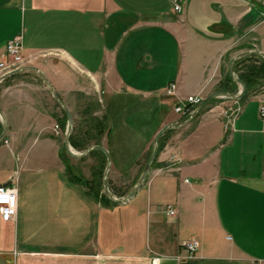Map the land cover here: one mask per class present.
<instances>
[{"label":"crops","instance_id":"crops-1","mask_svg":"<svg viewBox=\"0 0 264 264\" xmlns=\"http://www.w3.org/2000/svg\"><path fill=\"white\" fill-rule=\"evenodd\" d=\"M182 1L175 14L169 0H0V61L17 39L21 68L0 80V184L15 189L0 264H264V117L241 121L243 105L226 129L222 103L161 121L156 164L122 204L101 206L60 157L47 95L69 113L87 89L145 99L173 83L170 100L203 98L237 49L264 59V0Z\"/></svg>","mask_w":264,"mask_h":264},{"label":"rangeland","instance_id":"rangeland-1","mask_svg":"<svg viewBox=\"0 0 264 264\" xmlns=\"http://www.w3.org/2000/svg\"><path fill=\"white\" fill-rule=\"evenodd\" d=\"M182 5L183 4L181 3V7ZM241 49L243 50L242 52H244L245 49ZM241 49L236 50L237 54L241 53V51H239ZM227 61L228 60H225L221 63L224 76L221 78L219 83H221L226 77L227 71H225V63ZM248 62L249 61L247 60H243L239 65H233L232 63L231 72L232 69H235L237 74L238 70L236 69H238V67L248 65ZM236 74L232 73L234 78H236ZM219 83L214 87V89L216 88L217 91L225 93L226 91H222L224 90L222 83L221 86ZM263 83V80H257V84L252 86L251 95H255L257 92L262 93L264 91ZM227 87L228 89L226 88V90H231V96L227 94L228 96H219L210 99L196 114L194 111L197 105L192 108V121H196V118L201 114V112H203L208 105H213L214 103L223 104V110L219 116V121H224V123L225 121H232L238 115L240 107L239 104L244 106L241 111V121L248 120L250 118V114H253V112L257 115L260 107L264 108V102L262 101H245L243 99L241 102H237L233 100L238 95L240 90L237 83L231 87ZM165 88L166 86L162 89L161 93L145 99L140 97L128 99L122 96L115 100L116 98L114 99L109 95H101L100 98L95 91L92 92V89H87L86 94L82 92H75V94L70 96V101L68 99L66 100L70 108V126L67 125L66 120L62 124L61 113L58 107L55 106L53 101L51 102L50 96L47 95L46 111L56 115V120L58 119L60 121L59 123L56 121L58 124L54 122L59 129L58 136H56V138L59 143V150L64 155L63 159L68 164V168L70 170L68 174L80 178L83 181H90L94 177L92 176L93 174L91 171L96 168L99 163L98 157L88 153H85L82 158H77L80 154L84 153L86 148L92 146L93 142L90 141V143L86 145L85 149L72 148L68 143V139L70 134L74 131H77L80 136L83 135V132L87 135V132L91 131L90 134L92 137L95 135L96 138H98V145L102 146L106 152H108L109 162L103 163L102 174L98 179H96V177L93 179L91 188L93 194L96 193L94 196L97 198L98 202L105 201V198H108L110 201L123 199L128 194L129 190L139 176L144 163L148 159L153 146V136L161 128V121L185 120L180 115L176 117L177 114L173 112V106L176 102H174V100H170V97L173 95L170 96L165 94ZM201 99L202 98L199 97V100ZM232 112L234 113L233 115L231 114ZM96 121L110 127L113 126L112 132L107 135L104 131L98 135L94 128L90 130V126L94 125ZM120 122L121 124H119ZM85 130L90 131L85 132ZM213 131L214 135L210 133V135L206 136V139H209L218 133V125L214 126ZM161 135H163V133ZM86 137H88V135ZM161 141L162 140H160L159 150L162 145ZM64 142H66L70 152L76 156L75 158L66 155L63 146ZM139 153H141V156H139ZM154 163L156 164V158ZM1 180H3V175L0 174V182Z\"/></svg>","mask_w":264,"mask_h":264},{"label":"trees","instance_id":"trees-1","mask_svg":"<svg viewBox=\"0 0 264 264\" xmlns=\"http://www.w3.org/2000/svg\"><path fill=\"white\" fill-rule=\"evenodd\" d=\"M243 60L249 61L248 62L249 64L247 63L248 65H246L244 67H238V69H236V70H238L237 74H236L235 69H232V73L236 74V79L244 84L245 90H244V93H243V95L239 101L243 100V98L250 91H252V86H255V84H257V80L261 79L264 81V59H262L260 57L258 58L254 54H250V55L238 58L233 63V65H236V64L239 65ZM221 83H222V86L224 88V90H222V91H224V92L226 91L225 93L228 94L229 96H231V90H226V88L228 89L227 86L231 87L232 85H235L236 82L233 81L228 75H226V77L224 78V80ZM221 83H219L220 86H221ZM263 85H264V83H263ZM60 113H61V122L63 124L64 121L66 120V118L61 111H60ZM56 121L58 123L60 122L58 119ZM91 126H90V130L92 128H94L96 130V133H98V135H100L104 131L108 135L110 132H112V129H113V126L110 127L108 125L101 124L99 121H96L94 123V125H91ZM90 130H85V132L90 131ZM90 132H87L88 137H86L87 135L84 132L82 133L83 135L80 136L77 133V131H74L73 133L70 134V137L68 136L69 137V139H68L69 145L75 149H78V148L85 149L86 145L88 143H90V141L93 142L92 143L93 145H98L99 144L98 138H96L95 135H94V137H92ZM165 132L167 133L168 131H164L163 135H161V137L159 136V141L157 144V152L159 151L160 140L163 138V136H165V134H166ZM157 152H156V154H157ZM87 153L90 155H94V156L98 157L99 163L97 164V167L91 171V173L93 174L92 176H94L93 179L95 177H96V179H98L99 176H101V174H102V169H103L102 165H103V163L106 162L105 157L101 152H99L97 150H91V151H88ZM60 157L62 159L65 171H66V173H68L70 170L68 168V164L63 159L64 155L61 151H60ZM154 164L155 163L153 161L151 164V167L154 166ZM71 178L74 182L81 185L85 189V191L88 195H90L94 200L98 201L97 198L94 196V194H96V193L93 194V192L91 190L92 184H93V179L90 181H86V180L83 181L80 178H77L74 176H71ZM99 183H100V181H99ZM99 203L101 206H112V202L110 200H108V198H105V201H101Z\"/></svg>","mask_w":264,"mask_h":264},{"label":"built area","instance_id":"built-area-1","mask_svg":"<svg viewBox=\"0 0 264 264\" xmlns=\"http://www.w3.org/2000/svg\"><path fill=\"white\" fill-rule=\"evenodd\" d=\"M172 11L177 14L181 11L182 0H169ZM19 41L17 39H12L6 42L4 46V59L0 61V77L5 73L19 68L18 64L20 62L19 55ZM175 85L170 83L165 88L166 95H174ZM199 102V97L188 96L183 100L177 101L173 106V112L180 115L185 120L191 117L192 108H194ZM234 114L233 112L231 113ZM259 117H263L264 108L260 107L258 110ZM231 121H225L224 128L229 127ZM59 129L57 125L53 126V134L58 136ZM15 209V189L11 186L0 184V220L3 222L10 221L14 216ZM166 214L168 216L173 215V210L171 207L166 208ZM182 249L191 255L196 248L195 241H186L181 244ZM160 258L158 256H153L149 259L151 264H157Z\"/></svg>","mask_w":264,"mask_h":264},{"label":"water","instance_id":"water-1","mask_svg":"<svg viewBox=\"0 0 264 264\" xmlns=\"http://www.w3.org/2000/svg\"><path fill=\"white\" fill-rule=\"evenodd\" d=\"M257 54L258 52L253 50V51H244V52H241V53H238L236 54L234 57H231L227 62H226V70H227V74L228 76L233 80L235 81L239 87H240V90L238 92V95L233 99L235 101L239 100L243 93H244V84L240 81H238L236 78L233 77L232 75V72H231V62L234 60V59H238V58H241V57H244V56H247V55H250V54ZM263 58H264V55H261ZM21 71V68H17V69H14L12 71H9L7 73H5L4 75H2L0 77V80H3L9 76H12L16 73H19ZM219 96H228L226 93H223V92H219V91H215V92H212L208 95H206L205 97H203L201 100H199L198 104H197V107L194 111V113H196L197 111L200 110V108L207 102L209 101L210 99L214 98V97H219ZM53 99H54V102L56 103V105L59 107L60 111L64 114L65 118H66V122H67V125L70 126L71 125V117H70V114L68 112V110L59 102V100L57 99V97L55 95H53ZM169 127V124H165L163 125L156 133L155 135L153 136V146L151 148V151L149 153V156H148V159L147 161L144 163L141 171H140V174L139 176L137 177L135 183L133 184V186L131 187V189L129 190L128 194L123 198V199H119V200H111L112 202V205H117V204H122V203H125L127 200H129L133 194L135 193V191L139 188L140 184L142 183V181L144 180V177L146 175V173L148 172L149 168L151 167V164L152 162L154 161L155 157H156V152H157V141H158V138L159 136L165 131L167 130ZM3 136V132L0 133V138ZM64 151L66 153V155H68L69 157H72V158H75L76 156L70 152L66 142H64ZM91 150H97L99 152H101L104 157H105V161L106 163L109 162V157H108V154L107 152L100 146V145H92L88 148H86V150L84 151V153L80 154L77 158H82V156H84L85 153H87L88 151H91Z\"/></svg>","mask_w":264,"mask_h":264}]
</instances>
